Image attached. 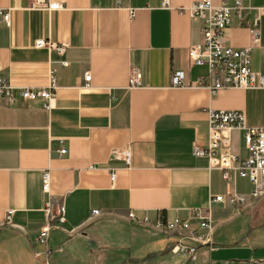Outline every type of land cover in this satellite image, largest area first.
<instances>
[{"label": "crops", "instance_id": "crops-1", "mask_svg": "<svg viewBox=\"0 0 264 264\" xmlns=\"http://www.w3.org/2000/svg\"><path fill=\"white\" fill-rule=\"evenodd\" d=\"M48 1L62 8L30 10L31 0H0V9H10L8 24L0 17L2 76L15 87H46L50 70L56 80L49 108L40 99L0 103V254L14 258L7 264H264V235L255 234L264 194L252 199L248 179L231 173L226 183L221 170L192 154L194 142H206L209 109L243 111L248 125L264 126V89L228 87L211 95L203 86L171 85L175 71L187 83L207 75L206 66L188 58L202 40L201 22L188 12L197 0H169L168 7L164 0ZM223 1L232 6L211 0ZM258 10L261 38L251 67L264 74V0L241 2L224 41L249 46L247 25ZM38 39L65 50L35 48ZM133 68L141 85L132 88ZM231 146L246 156L242 131L232 132ZM123 147L129 165L112 154ZM45 170L49 194L42 191ZM228 188L244 196V206L209 205L210 194ZM49 196L64 205L65 222L64 230L50 231L46 257L35 238ZM94 209L99 214L91 217ZM194 209H207L211 227L193 229L205 242L187 262L170 251L175 237L156 223L189 218Z\"/></svg>", "mask_w": 264, "mask_h": 264}, {"label": "built area", "instance_id": "built-area-1", "mask_svg": "<svg viewBox=\"0 0 264 264\" xmlns=\"http://www.w3.org/2000/svg\"><path fill=\"white\" fill-rule=\"evenodd\" d=\"M232 6L223 1L220 5L212 4L211 0H197L193 2L188 12L192 18L201 22L202 40L198 44H193L188 49V58L191 65L206 66L207 75L200 76L193 83L185 81L182 71H175L171 76L173 87L203 86L208 89L211 95L218 90L236 87L242 89H264V74L256 72L251 67V49L260 45L261 31L259 18L262 13L258 10V16L247 27L249 30L250 45L234 48L224 41V32L229 27L234 11L240 8L241 2L245 0H232ZM249 1V0H247ZM169 0H164L163 6L168 7ZM28 9L30 10H59L62 5L58 2L48 0H31ZM0 17L3 23L10 22V9H0ZM35 48L54 49L59 55L65 50V44L57 45L42 39L34 42ZM264 54V47H262ZM63 65L65 61H61ZM0 66V103L15 104L17 101H31L40 99L44 102V107L49 108L50 102L55 95L56 80L54 71L48 74V84L46 87H15L8 78L2 76ZM90 74H84V81H90ZM141 73L133 68L129 76V86L138 87L141 85ZM235 130L242 131L246 156L242 157L235 152L231 146V135ZM66 150L61 148L60 154H65ZM113 156L130 164L131 154L127 147L113 150ZM192 154L198 157H205L210 169H218L223 172V179L226 183L231 180V173L237 174L241 178H246L251 184L250 196L252 199L261 197L264 194V126H250L246 123L245 114L239 110H214L207 111V137L204 145L200 146L194 142ZM113 181L114 172L110 173ZM50 172L45 170L42 174V191L49 194ZM227 202L232 207L245 205V198L227 189L225 194H210L209 205L217 202ZM55 208L52 211V208ZM45 219L35 238V244L44 247V254L49 257L51 250L48 248L50 231L53 228L62 227L65 222V207L61 202L54 201L50 196L45 203ZM99 211H91V217L97 216ZM131 222L141 223L132 213L128 214ZM191 220L196 221L194 227ZM145 218L142 222H146ZM6 222L11 224L10 215ZM156 226L162 234L175 237V243L170 247V251L186 256L187 262L195 261L197 258V244L205 241L201 240V235L193 232L194 228L206 230L211 227V219L207 209H194L189 213V218L175 217L171 220L157 221ZM187 240L190 243H185ZM208 242V240H206ZM40 255V253H36Z\"/></svg>", "mask_w": 264, "mask_h": 264}, {"label": "rangeland", "instance_id": "rangeland-1", "mask_svg": "<svg viewBox=\"0 0 264 264\" xmlns=\"http://www.w3.org/2000/svg\"><path fill=\"white\" fill-rule=\"evenodd\" d=\"M256 225H257V228H255V234H262L264 235V208L261 210L259 209L258 212H257V216H256V221H255ZM235 227V226H233ZM14 258H12L11 254H3L1 255L0 254V264H7L9 263L10 261L11 262H14L13 261Z\"/></svg>", "mask_w": 264, "mask_h": 264}]
</instances>
